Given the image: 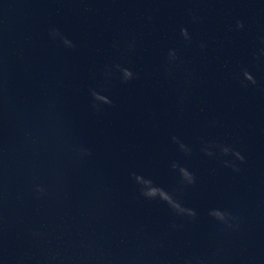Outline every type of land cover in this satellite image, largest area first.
I'll return each instance as SVG.
<instances>
[{"label":"water","instance_id":"water-1","mask_svg":"<svg viewBox=\"0 0 264 264\" xmlns=\"http://www.w3.org/2000/svg\"><path fill=\"white\" fill-rule=\"evenodd\" d=\"M0 264H264V0H0Z\"/></svg>","mask_w":264,"mask_h":264},{"label":"clouds","instance_id":"clouds-1","mask_svg":"<svg viewBox=\"0 0 264 264\" xmlns=\"http://www.w3.org/2000/svg\"><path fill=\"white\" fill-rule=\"evenodd\" d=\"M241 159H243V157H241Z\"/></svg>","mask_w":264,"mask_h":264}]
</instances>
